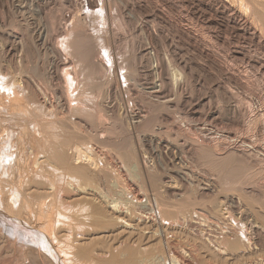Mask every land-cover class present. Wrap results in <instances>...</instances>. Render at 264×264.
<instances>
[{
	"label": "rangeland",
	"instance_id": "rangeland-1",
	"mask_svg": "<svg viewBox=\"0 0 264 264\" xmlns=\"http://www.w3.org/2000/svg\"><path fill=\"white\" fill-rule=\"evenodd\" d=\"M18 5L27 12L15 11ZM0 12L7 25L13 17L34 23L36 49L21 69L36 81L37 109L47 113L34 120L69 122L86 140L81 147L113 166L136 213L148 217L161 239L150 242L160 243L162 254L153 253L165 256L161 263L264 264V38L217 0H0ZM131 153L137 168L127 163ZM155 182L171 189L156 192ZM235 235L243 248L250 244L241 260L227 250ZM3 241L0 264H17L18 250L5 249Z\"/></svg>",
	"mask_w": 264,
	"mask_h": 264
},
{
	"label": "bare ground",
	"instance_id": "bare-ground-1",
	"mask_svg": "<svg viewBox=\"0 0 264 264\" xmlns=\"http://www.w3.org/2000/svg\"><path fill=\"white\" fill-rule=\"evenodd\" d=\"M27 1H29V3H32V4H35L37 2V0H27ZM217 1H219L221 8H223V10L230 13L231 16L233 15V17L238 18L240 21L243 22V24L245 25L244 27L249 28L251 31L254 32V33L253 32H251V33H253L254 35H258L259 38H261V39L264 38V0H217ZM91 6H94V5H92V3H91L90 8H91ZM14 10L17 11L18 13H21V14H25L27 12L26 8L22 7L20 5H18V7H14ZM5 18H6V13L0 12V238L4 240L3 243L5 245V249L11 248V249H15V250L17 249L18 250V252H14V253H17L16 254L17 255L16 256L17 257V260H16L17 264H151V263L164 264L163 262L161 263V260H160L163 258L164 255L162 256V258L159 257V255H157L159 252L158 248H159L160 243H159V245H157L158 247L156 246L157 248L155 247V245L158 243H156V244L153 243V245L156 249L153 248L152 247L153 245H151L152 243H150L151 241H154L157 239L156 237H157L158 233H156V231H155V234H156L155 235L153 232H151V229H150L151 226L149 224V221L146 220L148 217L144 218L145 215L142 216V215H140L141 213L140 214L136 213V210L134 207L135 203L133 202L135 199L133 200L132 198H130L131 195H129V192H128L129 190L128 191L125 190L126 187L125 188H123V186H122V188L120 187L121 185L119 184L118 178L115 175L116 171L114 172L112 169L113 166L111 165L112 167H109L108 166L109 164L106 165V164L100 163V161H97L96 158L93 157V153L96 154V152L93 151V153H92L91 149H88V148L86 149V147H85V150H84V148L81 147L82 144H80L79 142L85 143L86 140H85V142L82 141L81 139H83V138H80L79 134H78L79 135V137H78V135L76 134L77 132L75 133L74 131L69 130L70 129L68 127L69 122H67V124H66V122L64 124H63V122H61L60 124H56V123H59L60 120H59V122H57L58 120L57 121L55 120L56 121L55 122L54 120L51 119L55 123L52 122V123L48 124V122L46 121L47 124L45 123V125H43L45 120H47L45 118L46 116H44L45 114L47 115V113L44 112V109H43V111L41 109L38 110L39 106H37V103L39 101L37 102V100H35V96H36L35 92L37 89L34 88V83L36 81L33 83L34 79L32 80V78L27 77L28 73L26 75L21 70V69H24V68H22V67H24V65H25V69H26V67H27L26 62H28L27 59L23 60V57L28 58V55L26 56L25 54L29 53L31 51V49L33 50V48L35 47V44H36V43H34L35 40H33L34 39L33 38L34 23L31 22L30 20L26 19L23 22H21V24H17L16 20L13 21V18H14L13 17L10 19H12V21L14 23L11 24L10 22H12V21H10L9 22L10 25H9V23L7 25ZM17 21H18V19H17ZM8 26H9V28H8ZM249 29H248V31H249ZM182 30L180 32H182ZM185 31L187 32V30H185ZM188 32H190V31H188ZM40 34H41V32H40ZM194 34H197V33H194ZM39 35H38V37H39ZM189 35L190 34H188V36ZM191 35H192V32H191ZM198 39L200 40V38H198ZM41 42H42V40H41ZM70 45H71V42H70ZM70 45L68 47H70ZM72 47H70L71 50L75 52V50H74L75 47L73 49H72ZM34 49H36V47ZM61 50H62V48H61ZM18 53H19V56L16 59V55ZM35 53H36V51H35ZM76 54H78V52ZM81 57H84V56H81ZM33 58H34V56H33ZM84 58H86V56ZM2 59L5 62H7L8 65H6L7 63L6 64L3 63ZM86 60L88 61V59H86ZM158 60H159V58H158ZM24 61H26V62H24ZM157 64H158V62H157ZM28 66H29V64H28ZM44 66L45 65H43V67ZM31 67L33 68V66H31ZM45 70H46V68H45ZM84 71L85 70H83V72ZM35 73H37V72H35ZM22 74H24L26 76H23ZM83 74L84 73H82V76H83ZM176 75H178V74H176ZM179 75H182V74H179ZM91 77L93 79V76H90V78ZM71 79L72 78H70V80ZM237 79H239V78H237ZM172 81H173V79H172ZM176 81H178V79H176ZM174 83H176V82L174 81ZM81 86H82V84H81ZM101 86H103V85H101ZM149 98H151V97H149ZM163 104H165V103H163ZM58 105H60V104L58 103ZM159 105H161V104H159ZM156 107H157V105H156ZM156 107H155V109H156ZM87 108L88 107H86V109ZM160 108H162V107H160ZM39 111H41V113L44 112L43 113L44 115H42V116H44L45 119L43 118L44 121H43L42 125L37 123L39 120H37V122L35 121L36 119L34 120V118H35L34 116H37L36 114ZM83 111H84V109L82 110V112ZM41 113H39V114L41 115ZM91 113H92V111H91ZM40 115H38V116L40 117ZM59 115H60V113H59ZM39 117H38V119L41 120V117L40 118ZM100 117L102 119V116H100ZM74 118H75V115H74ZM92 118H93V116H92ZM249 118H251V117H249ZM240 119H241V117H240ZM252 122H253V120H252ZM41 123H42V121H41ZM70 124H72V123H70ZM75 124H76V122H75ZM71 127H73V126H71ZM72 130H73V128H72ZM102 137H101V139H102ZM86 138H88V137H86ZM110 142H108V143L111 144ZM100 143L101 142H99V145H100ZM105 143H106L105 145L108 146V143L107 142H105ZM88 145H90V144H88ZM126 145H127V143H126ZM126 147H129V146H126ZM127 150H128V148H127ZM127 150H126V152H127ZM130 150H132V147L130 148ZM126 152L124 151L123 153H126ZM128 153H126V154H128ZM119 155H121V154H119ZM129 156L127 159H128V161L130 160L132 163L130 161L129 162L126 161V162L131 163L135 168H137L138 167V161L136 160V157H134L135 155L133 156V154H132L130 157ZM95 157H96V155H95ZM221 159H223V158H221ZM110 164H111V162H110ZM146 167H147V165H146ZM130 170L128 168V170H126V171L129 172L131 174V176L134 175V174H132L133 170L132 171H130ZM159 183H160V181H159ZM161 184H162V186H157L159 184H157L156 182L154 183L153 186L155 187L156 192H157V190L159 191V189H164L165 191H168L171 189V186L164 185L163 183H161ZM154 187L151 186L150 188H154ZM165 191H164V193H165ZM161 192H162V190H161ZM149 198H151V197H149ZM201 199H203V198H201ZM215 201H217V199ZM145 202H146V200H145ZM184 204H185V202H184ZM208 205H210V204H208ZM143 206H145V205H143ZM198 206L200 207V205H198ZM181 207H180V209H181ZM182 209H183V207H182ZM253 210H255V209L253 208ZM261 210H262V208H261ZM160 213H161V211H160ZM257 213H258V211H257ZM179 215H180V213H179ZM170 220H171V218H170ZM184 222H185V220H184ZM160 224H162L161 221H160ZM162 227H163V225H162ZM239 227H241L240 224H239ZM167 234H168V232H167ZM234 234L238 235L239 233H234ZM239 236H236L237 238L235 237V239H237V240L234 239L233 243L231 242L230 249H227L224 246L227 250L232 252V255L237 256V257L241 256V254L242 255L245 254V253L243 254V252H245V250H246L245 248L250 249V247H249L250 244H247V243L245 244V245H247V247L245 246V248H243L244 243H241V241L243 239L242 240L238 239V238H240ZM223 239H224V237H223ZM157 240H161V239L158 238ZM153 249H155V250L152 251ZM155 251H157V252H155ZM153 252H155L157 254H154ZM160 252H161V250H160ZM160 252H159V254H162ZM218 252H220V251H218ZM231 252H230V254H231ZM4 253H3V249L0 248V254H1L0 256H4L3 255ZM174 257H175V255H174ZM263 257H264V255H263ZM179 258H181L183 262L186 261V259L182 255H180ZM226 258H228V257H226ZM234 258L236 259V257H234ZM172 259H173V257H172ZM215 259H216V257H215ZM238 259H240V257H238ZM177 260H179V259L177 258ZM177 260H174L173 261L174 263L173 262L172 263L173 264H180V261H177ZM250 260L251 259H249V261ZM222 261H224V260H222ZM236 261H239V260H236ZM164 262L166 264L167 261H164ZM217 264H218V262H217Z\"/></svg>",
	"mask_w": 264,
	"mask_h": 264
}]
</instances>
